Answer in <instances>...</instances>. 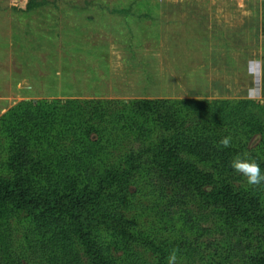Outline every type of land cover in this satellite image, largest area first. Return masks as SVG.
<instances>
[{
	"label": "trees",
	"instance_id": "16d2710c",
	"mask_svg": "<svg viewBox=\"0 0 264 264\" xmlns=\"http://www.w3.org/2000/svg\"><path fill=\"white\" fill-rule=\"evenodd\" d=\"M248 104L19 102L0 118V264H264V183L230 167L264 170Z\"/></svg>",
	"mask_w": 264,
	"mask_h": 264
},
{
	"label": "rangeland",
	"instance_id": "374dc122",
	"mask_svg": "<svg viewBox=\"0 0 264 264\" xmlns=\"http://www.w3.org/2000/svg\"><path fill=\"white\" fill-rule=\"evenodd\" d=\"M29 1L0 0V118L21 101L42 99H205L197 95L200 83L191 73L201 65L202 56L195 54L205 53L206 41L192 47L196 41L182 14L172 16L176 26L161 31L158 12L169 4L34 0L39 5L27 10ZM174 6L190 8L189 2ZM248 39L256 45L254 31ZM252 86L247 82L244 94L208 100L246 99L247 108L264 122V99ZM260 138L254 135L249 145L256 147Z\"/></svg>",
	"mask_w": 264,
	"mask_h": 264
},
{
	"label": "crops",
	"instance_id": "0c3cea01",
	"mask_svg": "<svg viewBox=\"0 0 264 264\" xmlns=\"http://www.w3.org/2000/svg\"><path fill=\"white\" fill-rule=\"evenodd\" d=\"M161 1L169 4L168 8L158 10L161 31L176 26L177 20L172 16L182 14L191 38L196 41L192 47L200 48L202 39L206 41L205 53L195 54L197 58L198 54L202 56L197 61L201 65L195 66L191 73V79L200 83L197 95L208 99L229 92L244 94L246 83L253 82V91L264 99V0ZM187 2L189 9L174 6ZM250 31L255 32V46L248 39Z\"/></svg>",
	"mask_w": 264,
	"mask_h": 264
},
{
	"label": "clouds",
	"instance_id": "9594fccd",
	"mask_svg": "<svg viewBox=\"0 0 264 264\" xmlns=\"http://www.w3.org/2000/svg\"><path fill=\"white\" fill-rule=\"evenodd\" d=\"M232 138L224 136L220 139L219 144L224 148L231 146ZM230 167L236 173H239L246 179L248 185H260L264 183V170L259 163L251 159L247 154H237L231 161ZM167 264H179V255L176 249H173L167 256Z\"/></svg>",
	"mask_w": 264,
	"mask_h": 264
}]
</instances>
